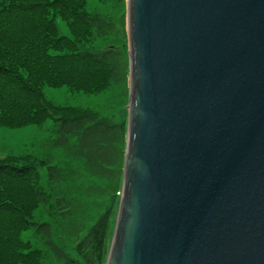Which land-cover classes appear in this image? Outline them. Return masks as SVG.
Wrapping results in <instances>:
<instances>
[{
	"label": "water",
	"instance_id": "1",
	"mask_svg": "<svg viewBox=\"0 0 264 264\" xmlns=\"http://www.w3.org/2000/svg\"><path fill=\"white\" fill-rule=\"evenodd\" d=\"M127 20L107 264H264V0H127Z\"/></svg>",
	"mask_w": 264,
	"mask_h": 264
},
{
	"label": "trees",
	"instance_id": "2",
	"mask_svg": "<svg viewBox=\"0 0 264 264\" xmlns=\"http://www.w3.org/2000/svg\"><path fill=\"white\" fill-rule=\"evenodd\" d=\"M90 1L0 0V128L22 130L51 123V147L80 164L85 176L106 184L92 191L80 189L70 161L60 164L50 155L42 160L34 153L0 156V264L107 263L128 133V114L121 122L115 117L128 104L126 99L130 101V59L128 44L113 42L117 23L91 11ZM95 1L125 9L127 4ZM46 88L87 96L117 88L124 102L120 105L119 99L116 108H106L110 115H102L90 108L58 105L46 97ZM41 168L51 192L42 185ZM85 194L106 198V207L86 232L74 233L72 255L58 242L56 229L62 222L73 228L78 207L89 211L80 199Z\"/></svg>",
	"mask_w": 264,
	"mask_h": 264
},
{
	"label": "rangeland",
	"instance_id": "3",
	"mask_svg": "<svg viewBox=\"0 0 264 264\" xmlns=\"http://www.w3.org/2000/svg\"><path fill=\"white\" fill-rule=\"evenodd\" d=\"M89 8L91 11H95L96 13H99L103 17L107 18L108 20L115 21L117 23V35L116 38L113 37L114 40H118L123 42L120 47H124L126 44H128L129 47V37H128V20H127V4L126 9L119 4V6L114 5H99L95 0H91L89 4ZM126 14V22L125 26H122L121 19ZM120 21V23H119ZM58 26L62 32L65 31V26L61 21H59ZM102 44V43H101ZM104 45V44H102ZM46 97L62 106H74V107H83V108H90L93 110H96L100 112L102 115H110L111 112L107 113L106 108L112 107L117 105L118 100L120 99V105L124 102L123 96L124 93H121V89H115L111 91L110 93H107L102 96H87L83 94H72L67 88H46L45 89ZM126 103H128L126 106L120 109L119 112L116 114L119 115L115 117L116 121H122L124 119H127L128 114V120H129V101L126 99ZM114 119V118H113ZM51 123H48V125L42 126L41 128L37 127H30L27 129L22 130H10L6 128H0V156H6V155H17V154H30L33 155L36 154L38 158L46 159L48 155L50 157H53L55 161L61 162L65 164L66 162L71 163L72 165V175L76 173V180L75 184L77 187H80V189H85L91 191L97 187L106 186L104 182L98 181L93 177L85 176L84 171L82 169V166L80 164L76 165L75 163L72 164L71 160H68L67 155L62 150H54L51 147L50 144V138H51V131L50 126ZM34 153V154H33ZM82 169V172H81ZM41 179H42V185L48 190V192H51V186L48 183V175L46 170L41 168ZM78 180V181H77ZM74 183V182H73ZM75 187L72 188V196L75 195ZM81 195V194H79ZM122 196V195H121ZM79 197V196H78ZM80 198V197H79ZM81 201L85 199V203L89 206V211H80V207L78 212L79 216L75 219V229L72 228V224H64L62 222L60 225H57L56 233L58 242L63 245L68 251H72V255H74V241L76 239V236L74 235L75 232H79L82 230V232H86V230L97 220L99 215L104 211L106 205H104V202L106 201V198L101 199L98 196H92L89 197L88 194H85L82 198H80ZM78 200V198H76ZM76 200L75 203H76ZM79 201V200H78ZM119 205V204H118ZM118 205H116L114 220L111 223V231H115V224L117 222L119 211L117 210ZM81 213H84L82 216H80ZM113 231V232H114ZM112 245V244H111ZM109 259V257H108ZM107 259V263H108ZM106 263V264H107ZM51 264H57L56 262H53Z\"/></svg>",
	"mask_w": 264,
	"mask_h": 264
}]
</instances>
